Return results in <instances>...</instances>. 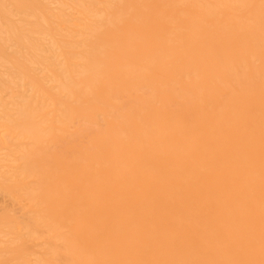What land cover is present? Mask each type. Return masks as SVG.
Wrapping results in <instances>:
<instances>
[{
    "label": "bare ground",
    "instance_id": "obj_1",
    "mask_svg": "<svg viewBox=\"0 0 264 264\" xmlns=\"http://www.w3.org/2000/svg\"><path fill=\"white\" fill-rule=\"evenodd\" d=\"M0 264H264V0H0Z\"/></svg>",
    "mask_w": 264,
    "mask_h": 264
}]
</instances>
